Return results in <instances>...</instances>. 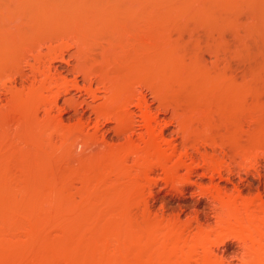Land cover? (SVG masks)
Returning <instances> with one entry per match:
<instances>
[{
	"label": "rangeland",
	"instance_id": "obj_1",
	"mask_svg": "<svg viewBox=\"0 0 264 264\" xmlns=\"http://www.w3.org/2000/svg\"><path fill=\"white\" fill-rule=\"evenodd\" d=\"M149 70L193 132L162 138L175 180L143 165ZM259 263L264 0H0V264Z\"/></svg>",
	"mask_w": 264,
	"mask_h": 264
},
{
	"label": "bare ground",
	"instance_id": "obj_2",
	"mask_svg": "<svg viewBox=\"0 0 264 264\" xmlns=\"http://www.w3.org/2000/svg\"><path fill=\"white\" fill-rule=\"evenodd\" d=\"M155 37V36H154ZM153 37V38H154ZM151 38V37H150ZM152 39V38H151ZM81 46V45H80ZM81 48H82V46H81ZM141 49V48H140ZM83 49H80L79 51L80 52H78L79 54H83ZM138 53V52H137ZM78 54V55H79ZM81 54V55H82ZM143 70H145V69H143ZM152 70V69H151ZM151 70H149L150 72H151ZM154 70H156V68H154ZM154 70H152L154 73H156V72H158V71H154ZM149 71H147L148 73H149ZM153 72H151V74L152 75H150V73H149V76L148 75H146L147 73H145V75L148 77V80H149V78H150V76H151V79L154 77V73ZM144 74V73H143ZM159 74V73H158ZM145 75H143V76H145ZM157 74H155V76H156ZM142 76V77H143ZM144 77V78H146L147 79V77ZM153 76V77H152ZM158 78V77H157ZM154 79V78H153ZM148 80H146V81H148ZM150 81V80H149ZM155 81H157L156 79H155ZM154 80H153V83H155V85H153L154 87L158 84V82H160V81H158V82H155ZM151 83H152V80L150 81ZM148 83V86L151 84V83ZM162 82V81H161ZM152 83V84H153ZM157 83V84H156ZM166 82L164 81V83L163 84H165ZM137 84L138 83H130V84H128V88H129V90H128V92H129V94L130 95H132V94H134V93H136L137 92ZM165 86H166V84H165ZM168 86V85H167ZM166 86V87H167ZM149 87H151V85L149 86ZM161 87V86H160ZM159 87V84L157 85V89L156 88H154L153 89V87H151L155 92H156V94H157V99H158V101H159V103H160V106H159V108L158 109H156V110H154L153 109V107H152V105L148 102V100L146 99V98H142L138 103H137V107L140 109V111H142V116H143V118H144V121H145V127H146V129H147V135H146V137H145V139H144V142L146 143V148H145V151H144V155H143V157H142V159L144 160L143 161V165H144V163H146V166L148 165V167L150 168V170H148L147 169V167H146V170H144V172H146L147 173V175H150L149 174V172H151V171H153L154 169H156L157 167H154V166H165V167H163V168H167L168 169V171H169V169H171V171H169V172H166L167 173V176L168 175H170V177L169 178H171V177H173V176H175V177H177L176 175H175V173H176V168L177 169H180L183 165H185L184 163H182L183 162V159L182 158H180V164L179 163H177V162H175V164L176 165H174L175 166V168H174V166H172V164H171V166L169 165V163L168 162H171L170 161V159L172 158V157H170V156H172L173 154H175V152H176V146H174L173 147V154L171 155V154H167V152L165 151V149H164V147L162 146V143H161V141H162V138H163V136H164V133H165V130H167V129H169L172 125L174 126L175 125V122L178 124V127H179V129L183 132V134L184 133H186V136H185V140L187 141V143L191 140V139H194V138H192V137H190V133H192L193 134V132H191L190 131V124H188L185 120H187V118H184V116H179L178 118H179V120H177V118L175 117L174 119L175 120H177V121H174V120H172L171 122H168V121H166V122H163L162 124H164V126H161V122H160V116L162 115V114H165V113H167L168 112V103H169V101L171 102L172 100H173V98H171V95L174 97V94H171L170 95V93L168 92V95H166V94H164V93H162L163 94V96H161L162 94L160 93V92H162L161 90L162 89H160V91L158 90V88H160ZM157 90H158V92H157ZM168 91V90H167ZM103 98L104 99V102L103 103H101L100 104V108H101V110H102V112L103 113H107L108 111H109V115L111 116V120H114L116 123H117V129L120 131V132H125V131H128V130H130V129H133V126H134V113H133V111L131 110V108H129L130 107V105H129V97H127V96H124L123 95V90L122 89H114V90H111L110 89V93H106L105 95H102V96H97V98ZM172 99V100H171ZM176 100V99H175ZM168 102V103H167ZM176 101H174V103H175ZM172 103V102H171ZM173 105V104H172ZM172 105H171V107H172ZM162 106H165V108H164V111H163V109H161V107ZM170 107V108H171ZM113 109V111H114V113H112V110H109V109ZM177 108H178V106L176 105L175 106V112L177 113ZM173 110H174V108H173ZM111 111V112H110ZM174 111H173V114L175 113ZM174 116V115H173ZM188 116L190 117V119H188L189 120V122H191V118L193 117V115L192 114H188ZM183 117V118H182ZM186 117V116H185ZM160 128V129H159ZM192 134H191V136H192ZM190 138H189V137ZM187 138V139H186ZM188 139H190V140H188ZM185 141V142H186ZM192 142V141H191ZM198 142L197 141H195V144H197ZM190 144V143H189ZM194 144V142H193V145H194V147L193 148H198V147H195L196 145ZM190 147H192V145L190 144L189 145ZM199 150V149H198ZM170 155V156H169ZM169 157H170V159H169ZM168 158V162H167V159ZM182 159V160H181ZM165 160V161H164ZM182 161V162H181ZM166 163L168 164V165H166ZM152 164V165H151ZM183 164V165H182ZM149 165H151V166H149ZM180 165H182L181 167H180ZM171 167V168H168V167ZM172 167H173V169H175V170H172ZM180 167V168H179ZM184 167V166H183ZM164 169V170H165ZM166 169V170H167ZM149 172H148V171ZM178 173V172H177ZM146 175V176H147ZM148 177V176H147ZM173 180H175L174 179V177H173ZM257 257H260V256H257ZM143 258V257H142ZM147 258V257H146ZM149 259V258H148ZM147 259V260H148ZM259 259V258H258ZM263 259V258H262ZM260 260H261V258H260ZM262 261V260H261ZM260 261V262H261ZM260 264V263H259Z\"/></svg>",
	"mask_w": 264,
	"mask_h": 264
}]
</instances>
